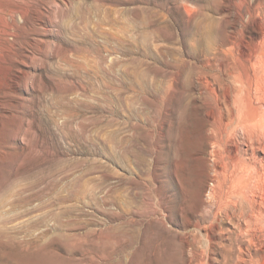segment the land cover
<instances>
[{"label": "rangeland", "instance_id": "1", "mask_svg": "<svg viewBox=\"0 0 264 264\" xmlns=\"http://www.w3.org/2000/svg\"><path fill=\"white\" fill-rule=\"evenodd\" d=\"M246 2L42 0V20L16 39L27 76L1 80L0 264H197L199 245L208 255L196 24H213V51L236 52ZM212 255L224 264L219 246Z\"/></svg>", "mask_w": 264, "mask_h": 264}, {"label": "bare ground", "instance_id": "2", "mask_svg": "<svg viewBox=\"0 0 264 264\" xmlns=\"http://www.w3.org/2000/svg\"><path fill=\"white\" fill-rule=\"evenodd\" d=\"M41 3L42 0H0V98L2 79L27 76L15 65L16 61L27 63L30 59L20 56L16 39L19 29H28L42 18ZM261 10L264 0H247L240 9L243 38L236 52L232 47L213 51V46L208 45L213 24H196L198 47L204 55L193 67L206 95L204 113L210 149L205 159L212 171L204 190L203 208L196 215L197 226L207 229L204 236L209 253L205 256L199 252L201 238H195L197 264L217 261L212 253L218 246L224 264H264V18L258 19ZM247 31L253 47L245 39ZM3 42L8 43L7 48ZM235 54L242 56L240 63L233 59Z\"/></svg>", "mask_w": 264, "mask_h": 264}]
</instances>
